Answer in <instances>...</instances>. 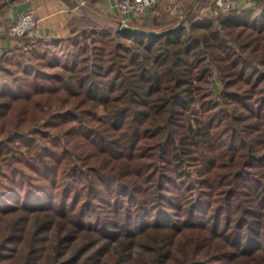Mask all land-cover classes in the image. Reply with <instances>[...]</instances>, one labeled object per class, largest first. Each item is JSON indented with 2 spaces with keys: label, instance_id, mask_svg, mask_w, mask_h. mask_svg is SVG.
I'll use <instances>...</instances> for the list:
<instances>
[{
  "label": "trees",
  "instance_id": "obj_1",
  "mask_svg": "<svg viewBox=\"0 0 264 264\" xmlns=\"http://www.w3.org/2000/svg\"><path fill=\"white\" fill-rule=\"evenodd\" d=\"M208 2L3 54L0 264H264V1Z\"/></svg>",
  "mask_w": 264,
  "mask_h": 264
},
{
  "label": "crops",
  "instance_id": "obj_2",
  "mask_svg": "<svg viewBox=\"0 0 264 264\" xmlns=\"http://www.w3.org/2000/svg\"><path fill=\"white\" fill-rule=\"evenodd\" d=\"M80 1H84L85 4L80 5ZM177 1L181 2L186 8H191L195 2V0ZM239 1L241 6H245L249 0ZM71 2L73 3L72 5L65 0H25L24 3H21L19 6H12L9 10V16H5L4 19H2L4 22L5 20L6 22L11 21L16 11H18L17 8L22 10H34L39 18L38 35L43 39L45 36L52 37L53 35L56 38L66 37L69 34L68 23L74 16H78L77 13H79V11L76 9L81 7H86L88 11L103 15L108 19L109 25L118 23L127 16L117 8L115 0H72ZM206 15H209V13H206ZM176 17L180 16L168 13L164 8V2L161 1L159 5L151 11L147 21L157 23L168 21ZM5 28H7V26L0 27V58L7 50L22 47L21 44L25 42V38L20 39L9 36Z\"/></svg>",
  "mask_w": 264,
  "mask_h": 264
},
{
  "label": "built area",
  "instance_id": "obj_3",
  "mask_svg": "<svg viewBox=\"0 0 264 264\" xmlns=\"http://www.w3.org/2000/svg\"><path fill=\"white\" fill-rule=\"evenodd\" d=\"M117 8L125 13L126 18L121 19V22H129L135 19H147L151 11L159 5L161 1L164 2V8L166 11L173 15H179L182 17L186 12V7L177 0H115ZM203 0H195L192 5L193 11ZM264 1V0H263ZM85 2L81 1L80 5H84ZM240 7L239 0H209L208 6L202 9V15L209 13L212 17L227 16L230 12ZM192 11V12H193ZM198 15V17H202ZM38 20L32 12L24 13L20 15L14 22L7 27V32L10 36L23 37L28 36L31 40L37 38L38 35Z\"/></svg>",
  "mask_w": 264,
  "mask_h": 264
},
{
  "label": "rangeland",
  "instance_id": "obj_4",
  "mask_svg": "<svg viewBox=\"0 0 264 264\" xmlns=\"http://www.w3.org/2000/svg\"><path fill=\"white\" fill-rule=\"evenodd\" d=\"M5 1V0H0V5L2 4V2ZM25 0H14L12 1V4L10 6V8H8L7 6L11 3H8L7 5H5L4 7H0V27H4V26H7L9 24H11V22H14L15 19H17L20 15H23L24 13H27V12H32L36 19L38 20V33H39V18L37 17V15L35 14L34 10H22L20 8H17L18 11H16L15 15L12 17V20L11 21H7L5 20L4 22V17L5 16H9V10L11 9L12 6H19L21 3H24ZM67 1V0H65ZM68 1H72V0H68ZM81 2V1H80ZM209 3V2H208ZM205 6H208L205 5ZM204 9V8H203ZM79 11L78 16H80L81 14H84L86 15L88 18L92 19L93 21L97 22V23H100L102 25H109L108 23V19L106 17H104L103 15H99L97 12H92V11H88L86 9V7H81L79 9H76ZM195 11V10H194ZM193 11V12H194ZM187 12V11H186ZM185 12V13H186ZM184 13V14H185ZM3 18V19H2ZM181 18V17H180ZM180 20V19H179ZM178 20V21H179ZM111 24V23H110ZM112 27H115V28H118V23H113L111 24ZM7 28H5L6 30ZM8 33V32H7ZM9 34V33H8ZM10 36V35H9ZM52 36V35H50ZM49 36H45L44 39H41L39 35H37V38L34 39V40H31V39H25V42L22 43V47H19V48H15V49H12V50H7L4 54H7V56H17L19 54H22L24 57L28 56V53H26V51L29 50L30 47H38V48H44V40H48ZM15 38V37H14ZM55 36L53 35L52 36V41L55 40ZM53 43V42H52ZM20 45V46H21ZM26 53V54H25ZM209 88L212 92V94L214 96H216V99H218L219 97V93L221 91V81L217 78V77H214L213 80L211 81L210 85H209ZM98 117L100 120H104L105 119V111L103 109H99L98 110ZM7 169V164H6V161H0V182L3 181V172L6 171Z\"/></svg>",
  "mask_w": 264,
  "mask_h": 264
},
{
  "label": "water",
  "instance_id": "obj_5",
  "mask_svg": "<svg viewBox=\"0 0 264 264\" xmlns=\"http://www.w3.org/2000/svg\"><path fill=\"white\" fill-rule=\"evenodd\" d=\"M13 0H5L2 2V4L0 5V7H4L5 5H7L8 3L12 2ZM193 11V7H191L181 18L180 20L174 24L171 27H168L166 29H161V30H155V29H144L141 27H137L135 25H132L130 23L127 22H118V29L119 30H124V31H131V32H135V33H142L145 35H153V36H157V35H164L167 34L169 32H172L178 28H180L189 18V16L191 15Z\"/></svg>",
  "mask_w": 264,
  "mask_h": 264
}]
</instances>
